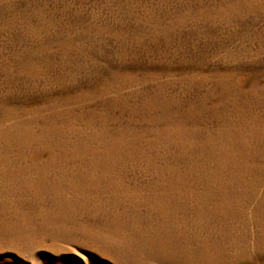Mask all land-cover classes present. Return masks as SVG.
I'll return each mask as SVG.
<instances>
[{"label":"rangeland","instance_id":"374dc122","mask_svg":"<svg viewBox=\"0 0 264 264\" xmlns=\"http://www.w3.org/2000/svg\"><path fill=\"white\" fill-rule=\"evenodd\" d=\"M0 264H264V0H0Z\"/></svg>","mask_w":264,"mask_h":264}]
</instances>
